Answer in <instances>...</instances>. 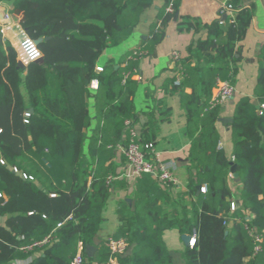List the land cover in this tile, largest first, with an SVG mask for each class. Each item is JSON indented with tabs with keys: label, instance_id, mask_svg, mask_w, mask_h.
I'll use <instances>...</instances> for the list:
<instances>
[{
	"label": "trees",
	"instance_id": "trees-1",
	"mask_svg": "<svg viewBox=\"0 0 264 264\" xmlns=\"http://www.w3.org/2000/svg\"><path fill=\"white\" fill-rule=\"evenodd\" d=\"M154 2L10 0L9 12H22L17 21L28 37L42 38L37 49L45 61L29 62L21 73L16 49L0 33V264H72L79 246L82 264L106 261V239L96 236L117 189L131 190L117 204L120 224L111 234L129 246L125 254L114 256L120 264H172L163 240V232L171 228L195 234L194 245L183 252L186 264H264V39L253 96L243 95L234 105L232 157L219 144L221 104L213 102L218 81L234 85L241 58L238 42L251 23L252 6L228 0L234 15L211 23L177 18L179 29H206L163 83L178 90L186 115V191L178 192V201L168 208L164 204L170 194L152 174L142 173L133 181L120 176L118 145L129 142L136 118L133 97L140 59L155 55L181 0H162L147 37L117 62L110 58L101 70L96 67L103 51L127 38ZM169 3L172 12L165 9ZM95 79L91 93L89 84ZM28 105L32 111L25 116ZM169 111L166 107L160 113L168 118ZM157 125L154 111L149 112L138 141L154 143ZM232 162L238 182L230 174ZM47 235L50 240L38 247ZM26 245L31 248L24 249ZM88 245L94 247L92 253Z\"/></svg>",
	"mask_w": 264,
	"mask_h": 264
},
{
	"label": "crops",
	"instance_id": "crops-1",
	"mask_svg": "<svg viewBox=\"0 0 264 264\" xmlns=\"http://www.w3.org/2000/svg\"><path fill=\"white\" fill-rule=\"evenodd\" d=\"M225 1L228 0H181L176 17L169 20L163 28L161 39L155 47V55H147L140 59L138 74L135 76L139 79V84L133 97L136 111V118L132 123L133 128L140 135L144 123L148 120V113L154 111V118L158 122L154 131L155 157L173 163L175 175L179 179L178 185L167 187L171 200L164 206L168 208H171V202L178 201L176 194L178 192L184 193L187 188L189 180L187 169L189 138L186 133V115L180 106L178 90L172 85L164 87L163 83L166 78L173 75L179 65L173 60L172 52L177 51L183 58L187 55V49L194 45L199 38L206 35L204 28L197 31L188 28L179 29L177 18L189 16L201 23H211L224 19L226 13H221V7ZM161 3L162 0H155L150 7L144 10L133 31L121 43L106 48L99 57L97 66L101 67L110 58L117 62L123 53L136 47L142 39H145ZM235 5L238 7L252 6L253 15L245 36L238 42L241 58L238 61L234 93L220 105L219 117L222 118H232L234 105L239 97L243 95L253 96L257 73V54L264 39V0H235ZM8 7L9 5L5 1L0 2V15L8 10ZM0 33L2 35V30ZM22 43L24 42L21 41L23 46L25 43ZM23 47L25 48V46ZM96 87L97 80L95 79L89 84L91 93L96 91ZM21 88L24 90L23 83H21ZM24 94L26 95V93ZM93 105V97H90L89 110L92 117L95 113ZM166 107L170 109L168 118H165L164 113H160ZM30 108L28 105V109ZM216 126L219 132L220 146L232 157L230 122L222 123L217 120ZM117 152L116 161L121 164L118 169L127 170L128 165L125 157L121 160L120 154L122 152L120 149ZM130 191V189H117L112 194L103 211V220L97 238L106 239L117 229L120 224L116 214L117 204L120 200L127 199ZM234 194L237 195L235 191ZM189 199V196L184 194V201L187 202ZM163 240L171 254L172 264H186L183 257L186 246L181 240V233L176 228L167 229L163 232ZM27 262L28 260H16L11 264H26ZM114 264L120 263L115 261Z\"/></svg>",
	"mask_w": 264,
	"mask_h": 264
},
{
	"label": "built area",
	"instance_id": "built-area-1",
	"mask_svg": "<svg viewBox=\"0 0 264 264\" xmlns=\"http://www.w3.org/2000/svg\"><path fill=\"white\" fill-rule=\"evenodd\" d=\"M166 11L172 12V6L169 3L166 6ZM234 6L228 4L226 1L222 4L221 13H226L230 16L234 15ZM157 27H160V23L157 24ZM0 30H2V36L5 39H8L10 44L16 49L18 60L22 61L25 65L29 62L34 61L39 56H41L40 51L37 49L33 40L28 37L25 30L19 24L18 21L11 20V14L8 10L2 12L0 15ZM15 33V34H14ZM5 39V40H6ZM21 41L24 42L23 46L21 45ZM172 58L174 61L179 63L181 56L177 51L172 52ZM97 70H101V67H96ZM181 74H178L173 84H180ZM234 93V85L229 80L218 81L217 89L213 96V102L215 104H221L228 100L232 94ZM264 106V105H263ZM25 116H29V112H25ZM125 125L127 127L131 126V121L126 120ZM131 137L127 144L118 145V149L124 155L128 168L127 170H123L120 176L126 178L129 181H133L136 177L140 176L142 173H150L152 174L157 181L163 187H170L173 185L179 184V179L175 175L174 165L171 162L162 161L155 157L154 153V143L151 141L141 142L138 141V134L131 128L130 130ZM16 169L14 168V171ZM24 178L32 179L31 176H27L23 174ZM206 186H202L201 190L204 192ZM3 195L0 190V197ZM53 195V194H52ZM235 205L231 203V210H234ZM60 223L58 224V226ZM50 240V235H47L40 242L36 243L38 247L42 244L47 243ZM195 243V234H191V240L189 246H193ZM106 245L110 251V255L108 259L101 264H114L115 255L125 254L128 251V243L123 237L115 238L112 235L106 238ZM24 249L31 248L26 245L23 246ZM83 258L81 255V246H79L78 251L73 258L72 264H82ZM16 264V263H15Z\"/></svg>",
	"mask_w": 264,
	"mask_h": 264
},
{
	"label": "water",
	"instance_id": "water-1",
	"mask_svg": "<svg viewBox=\"0 0 264 264\" xmlns=\"http://www.w3.org/2000/svg\"><path fill=\"white\" fill-rule=\"evenodd\" d=\"M45 39H48V36H45L44 37ZM42 40V38H37V39H34L33 40V43L35 44V46L37 47V44ZM262 45V44H261ZM44 57L41 55L39 56L37 59H35L33 62L35 63H39V64H42L44 63ZM17 67H18V70L21 72V73H25L26 71V65L18 60L17 61ZM32 111V109H28V112L30 113ZM217 120L219 122H222V123H228V122H231L232 118H222V117H218ZM235 169H236V164L234 162L231 163V168H230V174L232 176L233 179H235L236 182L239 181L238 177H237V174L235 172ZM197 189L200 190V186H197ZM181 240L183 241L184 245L186 247L189 246V243H190V240H191V235L188 234V233H183L181 234ZM87 251L89 253H92L94 251V247L91 246V245H88L87 246Z\"/></svg>",
	"mask_w": 264,
	"mask_h": 264
},
{
	"label": "rangeland",
	"instance_id": "rangeland-1",
	"mask_svg": "<svg viewBox=\"0 0 264 264\" xmlns=\"http://www.w3.org/2000/svg\"><path fill=\"white\" fill-rule=\"evenodd\" d=\"M5 2H6V4H8L10 6V0H5ZM10 14H11V20L17 21L21 17L22 12L11 9Z\"/></svg>",
	"mask_w": 264,
	"mask_h": 264
}]
</instances>
